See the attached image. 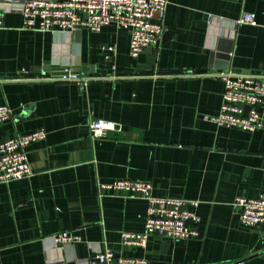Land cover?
Instances as JSON below:
<instances>
[{"label":"crops","instance_id":"1","mask_svg":"<svg viewBox=\"0 0 264 264\" xmlns=\"http://www.w3.org/2000/svg\"><path fill=\"white\" fill-rule=\"evenodd\" d=\"M168 1L159 45L134 58L129 29L28 30L24 0H0V105L14 110L0 140L47 131L28 147L32 175L0 184V264H89L105 248L149 264H264V225L243 224L235 205L264 194V129L206 118L222 103L224 83L208 74L218 70L208 64L220 38L232 51L229 69L264 72V0ZM243 13L256 24H238ZM106 46L116 48L111 59ZM57 68L80 73L49 78ZM93 119L123 129L94 138ZM120 178L149 181L156 196L198 200L199 236L124 244L123 231H143L147 201L100 194L98 182ZM61 232L75 240L55 245Z\"/></svg>","mask_w":264,"mask_h":264},{"label":"built area","instance_id":"2","mask_svg":"<svg viewBox=\"0 0 264 264\" xmlns=\"http://www.w3.org/2000/svg\"><path fill=\"white\" fill-rule=\"evenodd\" d=\"M168 0H24L21 8L23 27L40 32H71L86 28L99 32L104 26L117 24L130 30V55L137 58L144 50L159 45L165 32ZM238 24H256L254 15L243 13ZM106 58L116 53L114 46H106ZM208 74L224 83L222 103L216 115L206 118L219 126L237 127L248 132L264 129V72L212 70ZM168 75V74H163ZM127 75L111 74L113 79ZM77 74L50 76L55 79H77ZM92 77V76H90ZM38 77L18 79L34 80ZM89 77L82 78L86 85ZM246 107L249 109L246 111ZM14 110L0 105V123L11 119ZM90 133L94 138L106 137L110 132H121L123 126L109 119H93ZM47 136L44 128L0 140V184L32 175L28 147ZM100 194L107 190L130 192L147 201L146 221L141 232L123 231L122 242L145 248L152 235L170 239L197 238L198 200L182 197L156 196L153 184L138 179H115L98 182ZM235 205L240 220L246 226L259 228L264 225V194L258 198L241 195ZM53 243L60 245L75 238L68 232L52 236ZM89 264H149L146 258L129 257L115 253L111 248L97 252Z\"/></svg>","mask_w":264,"mask_h":264},{"label":"water","instance_id":"3","mask_svg":"<svg viewBox=\"0 0 264 264\" xmlns=\"http://www.w3.org/2000/svg\"><path fill=\"white\" fill-rule=\"evenodd\" d=\"M171 32H166L163 36L165 38L166 36H169ZM226 42L224 38H220L218 40V45L215 50L212 51L210 54V60L208 67L212 69H218V70H228L230 68V59H231V50L230 48H225L223 44ZM153 48V47H150ZM239 71V70H237ZM53 76H63V75H70V74H79L80 72H71L68 70H64L61 68H57V70H54L51 72ZM123 75V74H122ZM249 109V107H246V111Z\"/></svg>","mask_w":264,"mask_h":264}]
</instances>
